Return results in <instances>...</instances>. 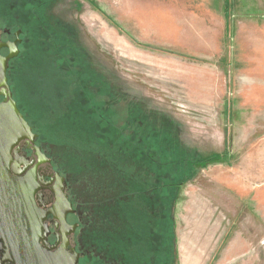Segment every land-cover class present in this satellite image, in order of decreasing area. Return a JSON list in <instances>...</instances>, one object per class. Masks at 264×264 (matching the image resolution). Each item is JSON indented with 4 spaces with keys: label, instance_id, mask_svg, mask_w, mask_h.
Wrapping results in <instances>:
<instances>
[{
    "label": "rangeland",
    "instance_id": "rangeland-1",
    "mask_svg": "<svg viewBox=\"0 0 264 264\" xmlns=\"http://www.w3.org/2000/svg\"><path fill=\"white\" fill-rule=\"evenodd\" d=\"M0 23L94 264H264V0H0Z\"/></svg>",
    "mask_w": 264,
    "mask_h": 264
},
{
    "label": "water",
    "instance_id": "water-1",
    "mask_svg": "<svg viewBox=\"0 0 264 264\" xmlns=\"http://www.w3.org/2000/svg\"><path fill=\"white\" fill-rule=\"evenodd\" d=\"M19 41L0 42V96L4 98L0 103V241L6 248L4 259L14 264H76L77 259H71L67 251V235L76 226L67 222L75 211L66 193V180L59 172L50 180L40 175V166L50 159L36 144L37 134L20 111L8 82L9 62L20 54ZM3 49L9 51L7 56L1 55ZM22 143L33 148L36 161L20 154ZM46 189L55 202L45 210L41 191ZM48 216L63 235V245L56 253L42 246L48 245Z\"/></svg>",
    "mask_w": 264,
    "mask_h": 264
},
{
    "label": "flooded vegetation",
    "instance_id": "flooded-vegetation-1",
    "mask_svg": "<svg viewBox=\"0 0 264 264\" xmlns=\"http://www.w3.org/2000/svg\"><path fill=\"white\" fill-rule=\"evenodd\" d=\"M4 25L5 24L0 23V42H15L17 40H20L18 42V47L20 49V46L23 42V32L19 29L14 30V25H12L11 28H6L4 27ZM8 54H9V51L7 49H3L1 51L2 56H7ZM11 61L9 62V68L11 65ZM9 68H8V71H9ZM7 77H8V72H7ZM8 82H9V77H8ZM3 101H4V98L0 96V103H2ZM36 144H37V141H36ZM20 154L22 156H25V158H27L28 161L37 160L36 156L34 155L33 148L31 146L29 147L28 145H26V143H22L20 147ZM43 165H46V164H43ZM43 165L40 166V175L44 176L46 180H50L51 177H53L56 172H54L53 174L48 173L43 167ZM41 193L43 194L42 200H43V203L45 204V207L42 209L46 210L54 204L55 198L53 194L47 189L41 191ZM66 193L68 195L69 201L72 203V208L75 211V213L68 215L67 222L71 226H76L75 230L67 235L68 254L70 255L71 259L73 258L77 259L76 264H89L91 262L94 264L96 263V261H93V258H91L89 252L85 249L84 243H83V235L81 234V228H80L81 225H80V222H78L80 221L79 218L81 215L80 206L69 195L67 188H66ZM74 216L76 217L75 221H73L72 219ZM45 224L48 225V231H49L47 237L45 238V242L48 245L42 244V246L48 252L56 253L59 250V248H61V246L63 245V235L60 233V228L56 227L55 222L51 216H48ZM5 255H6V248L3 242L0 241V264H14L10 261H6L4 259Z\"/></svg>",
    "mask_w": 264,
    "mask_h": 264
},
{
    "label": "trees",
    "instance_id": "trees-1",
    "mask_svg": "<svg viewBox=\"0 0 264 264\" xmlns=\"http://www.w3.org/2000/svg\"><path fill=\"white\" fill-rule=\"evenodd\" d=\"M27 120V119H26ZM42 150H43V148H42ZM43 152L48 156V153L47 152H45V150H43Z\"/></svg>",
    "mask_w": 264,
    "mask_h": 264
},
{
    "label": "crops",
    "instance_id": "crops-1",
    "mask_svg": "<svg viewBox=\"0 0 264 264\" xmlns=\"http://www.w3.org/2000/svg\"><path fill=\"white\" fill-rule=\"evenodd\" d=\"M210 229V228H209ZM208 230V229H207ZM211 230V229H210ZM214 230H218V229H214ZM212 233H213V231H212Z\"/></svg>",
    "mask_w": 264,
    "mask_h": 264
}]
</instances>
